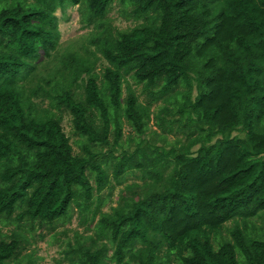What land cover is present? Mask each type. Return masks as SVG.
<instances>
[{
  "label": "trees",
  "instance_id": "16d2710c",
  "mask_svg": "<svg viewBox=\"0 0 264 264\" xmlns=\"http://www.w3.org/2000/svg\"><path fill=\"white\" fill-rule=\"evenodd\" d=\"M74 6L94 51L37 79ZM75 211L69 264H264V0H0V264Z\"/></svg>",
  "mask_w": 264,
  "mask_h": 264
},
{
  "label": "rangeland",
  "instance_id": "374dc122",
  "mask_svg": "<svg viewBox=\"0 0 264 264\" xmlns=\"http://www.w3.org/2000/svg\"><path fill=\"white\" fill-rule=\"evenodd\" d=\"M56 16L58 18V32L60 35L58 47L53 54L52 58L41 65H38L35 69L34 76L46 77L52 75L55 71L61 58L67 56L70 53L77 56H84L85 49L88 51H94L95 47L91 44V39L96 35V31L93 25H86L81 20V15L78 10V6L68 7L63 11H57ZM107 18L111 20V24L114 28L119 30H125L133 26L134 22L126 17H122L115 6L107 15ZM107 19V20H108ZM104 66V62L100 61L97 64L96 72H100ZM36 79V80H37ZM35 80V81H36ZM129 85L133 90L139 94V87L132 85L129 80ZM155 107H151V112ZM62 127L69 137L73 146L74 153H79V148L76 147L74 141L80 140L73 134V130L70 123V117L67 114H63ZM149 132L157 130L153 121L149 123ZM130 133V128L126 125L123 126L124 139ZM152 137V133H150ZM177 140L173 135L168 136V143H173ZM154 141L160 143V136L154 137ZM112 184H115L114 180H110ZM126 184L137 183L140 181L137 178H127L123 180ZM93 183V181H92ZM123 186H114L113 190L105 189L100 195L95 196L91 210L95 208L97 202L100 204V210L102 212H109L110 207L116 205L117 196ZM98 199V200H97ZM90 215L88 214V217ZM78 212L75 211L69 221L61 226L51 228H43L31 233L29 230H21L22 235L26 238L25 250L23 256L20 258V264H69L70 254H66L68 251V244H74L76 234L82 235L84 238L92 235L93 224H91L90 230H85V223H80L78 218ZM98 219V217H97ZM13 227H7L0 224V231L4 235H9ZM113 264V263H112ZM170 264H177L171 260Z\"/></svg>",
  "mask_w": 264,
  "mask_h": 264
}]
</instances>
